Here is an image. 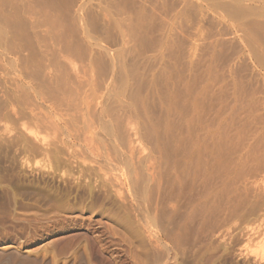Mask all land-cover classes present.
I'll use <instances>...</instances> for the list:
<instances>
[{
    "label": "rangeland",
    "instance_id": "obj_1",
    "mask_svg": "<svg viewBox=\"0 0 264 264\" xmlns=\"http://www.w3.org/2000/svg\"><path fill=\"white\" fill-rule=\"evenodd\" d=\"M2 1L6 2L7 0H1L0 6L2 5V3L5 4V2ZM16 1L19 2V0ZM229 1L230 0H215V2L214 0H210V1L209 0H128L127 2L125 1V3L120 1L123 5V7L122 5L119 6L120 11H123L125 13V16L129 14L128 17H130V15H133V17L131 16L130 18H128L126 16V18L128 19L133 18L134 20L132 19V21L139 19L138 21H135V23L138 22L137 24H140L142 18L144 19L146 18L145 21L143 19V22H145L144 24H146L145 34L139 32L136 33V35L134 34L136 37L139 35L138 37L140 38L136 39V37L134 36L135 37L134 39H136L137 42H133L127 48L125 47V50L126 49L127 51L130 50L131 52L130 54L128 53L129 51L127 52L123 49L122 45L120 44L121 42H119V39L121 38L120 37L121 35L117 33L119 31L116 30V28L114 27H113L114 29L111 30V27L109 28L108 24H106V21L103 22L105 19H103V15L99 13L97 9H95L94 4L96 3L93 2L92 3L93 5L89 10L90 13L88 16L89 18L87 19L88 22L92 24L89 25L88 23L89 26V27L87 26L89 28L88 32L89 35H91L92 32L91 36H94V38L96 37L97 39H99L100 37L101 38L105 37L104 40L106 42L105 41L102 42V40L99 39L101 42L100 44L101 48L99 47L98 49L97 48L94 49L96 52V56H94L95 53L94 51H92L94 55L92 54L91 56L93 58L94 57L96 58V62L95 64L93 62L94 67L88 66L89 68L91 67L94 69L92 71L91 69H88L90 72L86 69L88 68L86 67V63L84 64L82 62L83 61L82 59L85 60L88 59L87 56H84V53L85 55L89 56L88 53L89 51L85 50L88 53L87 54L85 51L80 50V49H85L87 46L83 47V45H81L80 43L81 41H79V39L81 38L80 37L81 33L79 34L80 21L78 20V17H75L76 14L72 13V11L67 12L69 14H66V16L68 15L70 18H68V22H65V24L67 23H70L71 25L75 24L73 26L69 24L72 30L69 29L68 27L69 25L67 26L65 24H61V25L63 27L65 26L64 28L67 27V29L70 30L71 36L69 35L70 38L67 37L68 38L67 40L69 44L71 43L70 44L71 46L73 45L72 48L74 49L79 46L77 50L75 49V54L80 50L79 55L78 53L77 55L80 56L82 54L83 57L80 56V58L78 57L79 60L76 58L75 61L73 57L70 58L71 55L75 56V54L73 53L74 50L71 51L72 54L69 52L71 54L70 56L69 53H66L68 55L64 53L63 54L64 57L61 55L62 53L61 54L58 53L60 55L58 56V54L55 52L56 54L55 56L53 55V57H56L57 55L59 58L57 57L56 59L53 58L54 61L51 60V62H53L51 63V65L57 62L56 64L57 65L59 64L61 68H59L57 65L55 66L52 65V67H50L51 68L50 71H47L45 69H42L43 71H41L39 67L35 66L36 65L35 63H37L35 61L39 56L36 57L34 56L33 59L36 58L34 61L31 55L33 56V54L37 52L38 47L36 46V43H32L33 40L35 41V38L34 35H32L31 33L36 32V30H34L33 32L32 30L33 28L30 26L28 19L23 17L22 19L28 21L29 24L28 23L27 24L29 26L26 24V22L21 20V22L25 23V24L23 23L24 25L22 26L20 23V19H21L20 15H18L19 22L17 21L16 24L18 23L17 24L18 28L20 27L19 25H21V27H23V30H21L20 28L16 30L17 26L15 25L16 26L15 27L14 26L15 22L13 23L14 19H10L11 14L14 15L17 14L16 12H13L15 10L14 7H16L15 4L13 5L14 0L13 2L12 0L10 2L7 1L9 4L11 3L13 5L12 6L10 4V7L11 6L13 7L11 9H14L13 11L10 10L11 14L8 12L10 8L8 7L9 4L7 3H6L7 7L4 5L5 8H2L3 7L2 5L1 8L3 9V11L1 8L0 9H1V14L3 12H5L6 15H8L7 13L10 14V16L8 15L9 18L8 16L5 15V17L7 18L6 20L2 18V21L4 20L5 22L10 19L15 29L12 27V25L10 27L9 25L10 20H9L6 22L8 23L7 25L9 26H7L6 24H5L6 26H4L3 23L2 26L4 27L0 28V30L2 31L3 28L5 27L6 28L3 30L4 32L3 31L0 32L2 34L3 33L6 34V32H8L7 28L9 27L10 29L13 28V30L10 31L12 32V34H15L17 32L19 34L18 36L19 40H20V36L21 38L23 37L24 41L20 40V43L24 42L27 44L28 42H31L33 47L36 46L33 49V54H32V52L29 53L27 51V50L32 51L33 47L32 48H30L31 46L29 47L30 43L27 44L28 46L22 43L23 46L26 48V53H24L23 55L27 54V52L30 54L29 56L27 54V57L28 58L31 57V59L29 58L28 61L30 62L32 60L31 65H33L32 68L34 67V70L32 69L33 72L34 71L36 72V68H38V70L40 69L41 72L45 73L44 72L45 70L50 74L53 71L52 68L54 69V67L56 66L58 67V70L56 69L57 67L55 68L57 72H53L52 76H54L57 73L56 75L58 76L61 75V77L55 75L54 76V78L56 77L55 80L52 76H51L52 78L51 77L48 78L47 77L48 73H46V75L41 73L43 76L39 74L40 79L38 77L37 79L35 76L38 75L37 73L38 70L36 72L37 74L32 72L33 77L36 78L34 80L37 81L35 82L37 83V85L41 83L40 85L44 84L43 87L45 86L47 88L49 87L48 89L44 88V91L50 90L51 92L50 88L52 87V85L55 84L57 78L60 80V81L58 80L59 82H63V80H66V78L69 77V75H67L66 73L72 71L73 70L72 67H74L75 71H77L76 69H78L77 71L78 73L80 72L79 70H82L84 67H86L84 70L87 71V74L89 73V75L86 76L88 77L87 79H89L91 76L92 79L98 78L97 80L99 82L98 86L103 83L104 77H105V82L107 81L106 79L109 78L108 81L112 83H113L112 80L118 79L122 81L124 77L123 79L124 81H122L121 83L119 82L120 84L118 83V80L115 82L117 85L116 87L117 89L114 88L115 84L114 86L112 84L109 87L110 92L113 91L111 90L112 88H114L116 91L120 89L121 93H118L119 90L116 92L117 94L114 92L115 90L113 91L114 95L116 94L115 97H118V99L112 97L113 101L116 99L115 100L116 102L117 101L123 102L121 104L120 103L118 104V102L115 103V105L118 104L117 106H115V108L116 107H118L119 109L121 108L120 110L118 108H116V110L115 109L112 110V108H114L113 104L115 101L113 102L111 100L112 99L111 96L114 95L112 94L113 92L112 93L109 92V88L108 90L105 88V86H107L106 84L104 85L103 83L104 87H100V88L97 86L99 88L98 89L99 91L104 90L102 91L103 93L100 92L99 94L97 93L98 90L96 92L97 88L93 85V87L95 88L94 89L90 83H89L90 85L87 83L88 86L90 87H87L86 86L87 84L84 85L85 87L81 85L82 87L89 89L83 90L84 88H82L81 90V86L78 87L79 85H77V82H75V84L74 83L71 84L73 80L72 76L74 74L75 75L78 74V73L76 74L74 70H73L74 72L73 71L72 73L70 72L71 74L69 73L71 77V78L69 77L70 78L69 80L71 82H69L68 80H66V82L68 83L67 87L70 84L68 90L70 89L72 93L74 92L73 94H76L75 91L77 92H79V90H81L80 92L84 91L82 94L79 92L80 93L79 95L86 96L87 100L88 97H90L88 95H90L92 92H89L90 94L85 95L84 93L86 92V90H91V91L93 90L94 92H96L97 95L95 94V96H93L94 93H92L91 96H93L92 97L93 99L91 100L90 98L88 100V103L90 101L93 102L92 103L93 106L91 104L90 107L91 106L93 108L96 107L94 112L98 108L102 110L103 106H105L104 110L108 112L106 108H108L107 104L110 103L109 106L112 107L111 108L112 111L110 110L109 111L112 112V114H115L116 112L121 113L120 112L121 110L123 114H127L128 110L126 111L125 108L126 105L128 104L130 105V108L131 106L133 108V109L131 108V110L129 108L130 114H148V115L150 114V116L154 115V117H159L160 114H166V113L168 114L169 108H170L169 114L174 113V114L183 115L185 113L192 114L193 112V114H201L202 116L203 114L204 115L207 114L208 116L207 115L206 117L203 116L206 119L214 118V117L211 118L212 114L213 116L216 115L215 118L219 117L218 115L221 114L220 115L221 118L220 117L219 118L227 120L226 123H228V125L230 126V128H228L229 131H227V133L229 132L230 135L229 134L228 135L232 136L231 137L232 139L230 140V142L232 141V144L229 141H228L229 145L226 144V146L228 145L227 146L228 148L231 145L229 151H227L228 148L225 147L226 151L229 152L228 154H230L228 155L226 151H225L226 153H224V155L226 154L224 157H227V161L228 160L230 161V159H232L233 161L235 156H238L241 153H245L247 150L248 151L250 150L251 152H254L253 154H256V156L259 159V162H264V6H263L264 2L261 3L263 0L261 1L258 0L259 2H255V3L250 0H238L240 1L239 5L241 6L239 7L242 9V11L240 10V13L238 15L234 13L235 16H233V13H230L231 17L233 18L235 17L233 19L229 17L228 13L227 15L224 12L226 10L225 8H227L224 6L228 5ZM16 4L17 6H19L18 5L19 3ZM16 10H18V8ZM127 11H129L130 13L129 12L127 13ZM131 12H133L135 15L133 13L131 14ZM142 12L143 14H140ZM243 13L245 14L244 17H243L244 15ZM1 14H0V20L1 17H4L3 16L4 13L2 14V16ZM144 14L146 15L143 17L142 15ZM14 15H12L11 18L17 17V15L16 16ZM96 15L97 16L101 15L100 17L98 16L101 20ZM135 17L137 18L135 19ZM76 18L78 21L75 20ZM91 18L92 19L95 18V19L91 20ZM57 19L59 20L58 17ZM16 20L17 19H15V21ZM72 20L74 21L72 22ZM1 23L2 22L0 21V25ZM92 27H96L95 28L96 30ZM26 28H28L29 31H27ZM106 28H109V31H107L108 29ZM74 29H76L75 31L77 32L75 31L73 32ZM114 30H116V32ZM10 32L7 33L8 36L12 35ZM74 33L76 35L79 34L77 35L78 37H75ZM97 33L99 34L100 37L98 36ZM95 34H97V36ZM140 34L142 35L140 36ZM72 36L74 37L72 38ZM30 39L33 40L30 41ZM70 39H72V42H74V40L76 39L75 43L72 44ZM82 39L83 38H81V40ZM134 39H132V41H134ZM83 41L85 46L86 45L85 40H82V42ZM75 44H77L78 46ZM133 44L135 45L131 46ZM35 49L36 51L34 52ZM122 50H124V53H122L123 52ZM82 51L84 53L80 54V52ZM99 52L101 53L100 55ZM119 52L121 54L117 55V53ZM36 54L39 55V53ZM65 55L67 56L68 59L65 58ZM120 56L121 58H119ZM65 60H67L68 63L71 60L70 61L71 63L68 64ZM77 60L80 61L81 63L77 62ZM32 62L33 63L35 62L34 63L35 65L32 64ZM75 62L77 63L75 64ZM31 65L29 63V66ZM81 65L84 67L81 68ZM118 65L119 66L121 65L120 66L121 69H119L120 71L118 70L119 68ZM3 67L2 66L0 67V105H1L0 113L2 111V114H0L1 115L0 116L1 117L0 118V264H54L52 262L53 259L57 262L56 264L62 263L61 261L62 259L64 260L63 261L64 264L65 263L71 264L70 261L71 262L74 261L75 263L73 264H81V262L88 263L85 257L82 256L85 253L82 251V247L85 246V242L83 239H80L83 241L77 239L76 241L72 242V245H70L71 244L70 243L68 245L70 246V248L67 246L68 251L66 252L67 256L65 255L67 257L66 259H64L65 257L64 255L62 256L60 255V253L58 252L60 248L56 247L55 242H53L55 231L52 228L51 222L53 221V218L55 219V217L57 216L59 217L60 215H64L65 211L66 213H69L71 211L79 212L82 210L89 212L91 210L90 212L100 215L114 214L113 213L114 210H112L114 208H112V204L110 203L112 202V200L108 198V200L106 201L105 199H103L104 198L103 196H97L90 193L89 191L87 192L83 187L81 189L78 186L79 188L78 190L77 185H75V183L72 184L71 182L69 184L67 180L66 181L68 183L65 180L64 182L56 177L54 178L51 177V161H53V158L51 159V157L53 156H51L50 150H51V142L53 138H51L52 132L50 126L51 117H52L51 102H50L51 97L50 98L48 97L49 95L51 96V93L49 92L46 93V96L49 93V95L47 96L48 98H45L46 96L44 95L45 96L44 98L41 97V99H36V101L34 102V105L36 104L34 107L35 108L38 107L36 108L37 110L34 109V113L36 111V113L40 112V114L14 115L10 110V105L12 104L11 106H14L13 109L16 111L17 107L15 108V105L18 106L17 104L19 105L21 104L20 101L19 103H16L17 99L13 100L14 102L12 101V99H15L14 98L15 94H17L15 96L16 98L18 97V95L20 96L21 91H18L21 90L19 89L21 88V86H18L20 85L19 83L20 78L18 77V73L14 69L10 68L14 70V72L12 71L13 72L12 74L8 65H4ZM70 67L72 69H70ZM127 69L129 70L127 71ZM103 70L106 71L104 72ZM65 71L67 72L65 73ZM90 73H92L91 76ZM63 74L64 75L66 74L68 77L65 75L66 76L65 78ZM62 75L65 79L62 77ZM99 76H102L103 78ZM114 77H116L117 79ZM50 78L51 81L54 80V82H51ZM61 78L63 79L62 81ZM125 78H127L128 80H126ZM11 79L13 81L15 79L16 83L14 81L15 84L11 85V83H13ZM74 80L76 81L75 76H74ZM162 80L166 83H164ZM17 81L19 84L17 83ZM132 81L134 82V84ZM48 82L54 84H49ZM46 83L51 86H48ZM122 83H124L125 87L128 84L127 87L126 88L122 87L123 86ZM164 84L166 86H163ZM13 85H16L15 88L16 90L14 89L15 86L13 87ZM75 85H77L79 89ZM120 85L122 89L119 88ZM11 87H13V90ZM8 90L9 92L11 91L10 94L8 93ZM14 90L16 93L14 92ZM105 90L107 91V93ZM124 91H126V93ZM161 91L163 92V94L161 93ZM6 92L9 95H7ZM12 92H14L15 94ZM189 93H192V96H190L191 94L189 95ZM137 94L139 95V97H135L137 96ZM131 95L134 96V98H136L135 99L137 101V102L135 101L136 104L141 101L139 105L141 104L140 106L142 108L138 106V104L135 105L134 98ZM164 95H166L167 97ZM8 96L9 98H12L10 101L12 103L10 102L8 103L9 101L7 100ZM73 96L75 98L78 97L75 95ZM81 96H79L78 99ZM84 96H82L81 99L79 100H82L83 98L85 99ZM98 96H100L101 98H99ZM188 96L192 100L193 98L196 99L197 101L196 103L198 105L197 107L196 104L193 107L190 106L191 108L188 106L189 104L191 105V103L193 102L190 98H188ZM125 97L126 98L132 97L133 100L132 99L127 100ZM140 97L141 100L139 99ZM20 98L21 97H19V99ZM94 98L96 100L95 102L99 104L98 106L100 107L94 106L95 105ZM2 99L4 100L3 101L4 104L1 101ZM84 99L83 101L86 100ZM129 100H131L134 104H131L132 102L129 103ZM189 100L191 101L188 102ZM172 102L174 103L173 106H172ZM124 103L127 104L124 105ZM8 105L9 108L5 109L6 107H8ZM120 105H122L123 107H121ZM135 106H137L138 108L136 107L135 109ZM170 106H172L173 109ZM92 107L90 108L91 110ZM188 107L190 108L191 112L188 110ZM122 108L125 109L126 113ZM192 108H194V110ZM99 109L96 111V114H98L97 112L100 111ZM137 109L141 110L142 112L139 110H138L139 113L136 112ZM171 109L173 111H171ZM6 110L7 111L9 110L8 112L11 111V114L9 115V113ZM3 111L7 112L8 114L4 113ZM41 111L43 112L41 113ZM131 111H133V113H131ZM31 115H33V117L36 115L34 118L39 119V122L37 123V120L35 119L36 121L35 123ZM42 115L44 116V118ZM15 117H17V119L18 117L20 118L19 120L17 119L15 120ZM39 117L42 118V120ZM22 118H24L25 120H21ZM45 119L47 120L48 123L47 122L45 123L46 121ZM40 120L43 121L44 123L41 122ZM21 123H23L24 125ZM49 126H50V130L48 129ZM19 127L22 130H20ZM41 127L44 128L42 130H39ZM23 133H25L27 136ZM22 136H26L27 138ZM34 137L36 139H34ZM32 138L37 143H33L34 141H32ZM46 142H48L47 144L48 147L46 145ZM32 145L33 146L36 145V146H34L33 148ZM41 145L42 147H40ZM143 145L146 147V144ZM30 146L33 149H31ZM243 147L245 149H243ZM240 148H242L243 150H241ZM41 149H43V151ZM238 151H240L241 153ZM59 152L60 153L58 154V156H61V158L59 157L58 160L60 159V161H64L65 157L64 155L63 156L61 155L62 151L60 150ZM258 159L254 160V164H256V161ZM258 184L259 187L255 189L254 187L253 188L251 187V189L247 190V193H245V195L243 194L244 191L240 192L238 190L236 191L232 189H227L228 190L227 192H222L218 194V196L220 197V198L218 197L219 199L218 198L213 199L214 205H212L211 203L212 200H211L210 202L211 207L209 206L207 208L209 210L206 211L202 210L203 212L202 213L200 212L198 215V217L201 215L203 218H200L201 217L200 216L199 217L200 220L199 221L197 220V222L199 223H196V226L197 225L198 226L197 228L195 227V232H194L195 235L193 234L194 237L192 236L193 238H195L196 236L195 242L194 241L186 242L188 245L184 243L183 247L184 246L185 247L184 248L182 247L183 251L181 250L182 253H180L178 264H264V253H263L264 251L261 252L263 249L262 247L264 246V177L260 179ZM73 185L75 187H72ZM95 200L98 202H96ZM215 201L217 202L214 203ZM60 202L62 205L60 204ZM90 203L91 204L95 203V204L91 205ZM100 203L102 205H100ZM110 210H112V212ZM208 211L210 212L207 214ZM245 225L247 226L250 225V226L246 228ZM244 227L246 228V230L243 229ZM195 246L196 249H194ZM259 248L261 249V251ZM53 249L58 253L55 252ZM72 251H74L75 253ZM84 251H86V247ZM52 254H54L53 255L54 257L51 256ZM57 255L58 257H56ZM71 255L73 257H76V260L75 258L73 259V257L69 259V256L71 257ZM59 257L61 258V260ZM82 257L84 258V260ZM77 258H82V259H77ZM67 259L69 260V262ZM59 260L61 262L58 263Z\"/></svg>",
    "mask_w": 264,
    "mask_h": 264
},
{
    "label": "bare ground",
    "instance_id": "obj_2",
    "mask_svg": "<svg viewBox=\"0 0 264 264\" xmlns=\"http://www.w3.org/2000/svg\"><path fill=\"white\" fill-rule=\"evenodd\" d=\"M7 1L10 2L11 0H7ZM7 1L6 2L2 1V2H5V4L2 3L3 7L1 5L0 8L1 7L5 8L4 5L7 7V4H9ZM15 1L16 0H14V3H13V5L15 4V6H16V7H14L15 10L11 9V8H13L12 7L13 5L10 3L12 6L10 7V4H9L8 7L10 9L8 12L10 13V10L11 11L14 10L13 12L17 13L16 14L17 17L11 18V16L14 14L10 13L11 16L9 13H7V14L10 16V19H14L13 20V23L15 22L14 26L15 25L17 26L18 23L16 24V22L17 21L19 22V20H18L19 16L18 15H20L21 16L20 23L22 26L25 24L24 22H26V24H27L29 21L30 26L33 29L31 27L30 28L33 30V32H34V30H36V32L31 33L32 35H34L36 42L33 39H30V41L33 40L32 43H36V46L38 47L36 53H39V55H37L36 53H34L36 55L33 54V49L36 46L33 47L31 42H28V41L27 42L30 43L29 47L31 46L30 48H32V47L33 48H32V51L31 50H27V51L29 53L32 52V54H33V56L31 55L32 59L34 56L35 57L39 56V57H37V59L35 58L36 61H35V59H33L35 62H37V63L34 62L36 65L33 62H32V64L39 67L41 69V71H43L42 69L50 71V69H51L50 67H52V65H54V66L57 65L56 64L57 62H55V64L51 65V63H53V62H51V60L54 61V59H56V57L59 58L58 56H60L59 54H61V53H62L61 54L62 56L64 53L65 54L69 53V52L71 53L72 50H74L73 53L75 54V49L77 50V48L79 47L77 44H75L78 47L76 46L77 48H74V49L72 48L73 45L71 46L70 45L71 43L69 44V42L67 40L68 38H70L69 37L70 30H68L67 27L64 28L65 26L63 27L61 25V24H65V22H68V18H70V17L68 15L66 16V14H69L67 12H71V11H72V13L76 14L75 17H78V20L80 21L79 34L81 33L80 37L83 38L82 40H85L86 45L84 46V41L82 42L81 38L79 39V41H81L80 43H81V45H83V47L87 46L85 49H80V50H83V51L88 50L89 51L88 52L89 56L85 55V53L83 51L80 52V54L84 53V56L88 57L87 60L82 59L83 60L82 62L84 64L86 63V67H88V66L94 67V64L96 62V58L94 57L95 58L94 59L91 56L93 54L92 51H94V53H95V55L94 54L93 55L96 56V52L94 49L95 48L98 49L99 47L101 48L100 40H102V42L105 41L104 40L105 37L101 38L99 36V34L97 33L98 36L100 37V38L98 37L100 39L99 40L96 37L94 38V36H91L92 32H91V35H89L88 23H89V25H92V24H90V22H88L87 19L89 18L88 17L90 14L89 10L91 9L93 2L96 3V4H94L95 9H97L99 11V13H101L103 15V19H105L103 22L106 21V24H108L109 28L111 27V30L116 28V30L119 31V32H117L121 35L119 42H121L120 44L122 45L124 50H125V47L126 48L129 47V45L132 44L133 42H137L136 39L140 38V37H138L139 35L137 37L135 36L136 33L139 32V33L145 34V32H146V24H144L145 22H143L144 18L141 19L140 24H137L138 22L135 23V21H138L139 19L132 21L133 18L132 19H128V18H130L131 16L133 17V15H130V17H128L129 16V14H128V15H126L128 18H126L125 13L123 11H120L119 6L122 5V3L120 1L125 3V1L127 2L128 0H125V1H123V0H56V1L55 0H19V2L16 1V3H19L18 4L19 6H17ZM118 1L121 4H119ZM250 1H253L254 3L259 2L258 0H250ZM0 2H1V0H0ZM12 2H13V0H12ZM214 2H215V0H214ZM263 2H264V0L261 3H263ZM239 3H240V1H238V0H230L228 5L224 6V7L228 8V11H227V8H225L226 9L224 11L225 14L228 13L229 17H231L230 13H233V16H235L234 13H236V15H238L240 13V10L242 11V9L239 7V6H241V5H239ZM219 6H221V5H219ZM263 6H264V4H263ZM122 7H123V5H122ZM145 7H146V5H145ZM17 8H18V10H16ZM125 8H126V6H125ZM1 9H0V14H1ZM250 9H252V8H250ZM6 10H7V8H6ZM2 11H3V9H2ZM221 11H223V10H221ZM18 12H19V14H18ZM128 12L129 11H127V13ZM3 13L2 14L5 17L6 13L5 12H3ZM132 13L133 12H131V14ZM2 14H1V16H2ZM140 14H143V12ZM146 14H144L142 16L144 17ZM222 14H224V13H222ZM8 15H6V16H8ZM16 15H14V16H16ZM9 16H8V18H9ZM70 16H71V14H70ZM142 16H140V17H142ZM241 16H242V14H241ZM244 16H245V14L243 15V17ZM4 17H1L0 21L2 23L0 25L1 26L0 28L6 26L8 24L6 22L10 20L9 19V20L4 22V20H6V18H7V17H5V18ZM22 17L28 19V21H25V19H22ZM57 17L59 18V20L57 19ZM2 18L4 19L3 21H2ZM92 18H91V20L95 19V18L94 19H92ZM136 18L137 17H135V19ZM231 18H233V17H231ZM236 18H239V17H236ZM15 19H17V20L15 21ZM71 19H73V18H71ZM21 20H23L24 22H21ZM75 20H77V18ZM86 20H87V22H86ZM145 20H146V18L144 19V21ZM147 20H148V18H147ZM73 21L74 20H72V22ZM10 23H11V20H10ZM10 23H9V25L11 27L12 23L11 24ZM2 24L4 26H2ZM69 24L70 23H67L65 25L67 26ZM9 25H7V26H9ZM21 25H19L20 26L19 28L21 30H23V27H21ZM70 25L68 26L69 29H71ZM73 25H75V24H73ZM73 25H71V26H73ZM10 27L7 28L8 32L13 30V28L15 29V27H13V25H12V27H13L12 29H10ZM75 27H73V28H75ZM5 28H3L2 31ZM19 28L17 26L16 30ZM92 28L95 29L96 27H92ZM109 28H106V29H108L107 31H109ZM26 29H27V31H29L28 28H26ZM24 30H25V27H24ZM75 30L76 29H74L73 32ZM116 30H114V31L116 32ZM91 31H93V30H91ZM1 32H0V67L1 66L3 67L4 65H8L9 69L10 68L14 69L18 73V77L20 78L19 79L20 85H18V86H21V88H19L21 90H18V91H21L20 96L18 95L17 98L15 97L17 95V94H15L16 93L15 88L17 85L16 84V85H13V87L15 86L14 87L15 93L12 92L15 94L14 95L15 99L9 98V96L7 99V100H9L8 101V103H9L11 101V99L13 101L16 99L18 100L19 97H21L18 101L16 100V103H19V101L21 103L20 105L17 104L20 107L15 105V108L17 107L16 111L13 109L14 106H11L12 104L10 105V110L12 111V113L14 115H16V114L17 115L18 114H20V115L40 114V112L36 113V111L34 113V109L38 108V107H36V108L34 107L36 105V104L34 105V102L36 101V99H41V97L44 98L46 96L47 92L51 93V96L49 95V93H48L49 96L47 95L49 98L51 97L50 102H51V114H52L50 126H51V132H52L51 138H53V140H52V142L49 141V142H51V150L50 149L49 150L51 151V156H53V157H51V159L53 158V161H51V177H53V178L56 177L58 179H61L62 181L67 180L69 182V184L71 182H72V184L75 183V185H77V188H78V186L81 189L83 187L87 192L89 191L90 193H92L94 195L103 196L104 198L103 197L102 198L105 199L106 201L108 200V198L112 200V202H110V203L112 204V208H114V209L111 208L112 210H114V212H113L114 214H111V215L110 214L109 215H107V214L106 215L96 214V213L90 212L91 210L89 211L88 209L87 210L89 212L81 210L79 212L75 211V212H77V213H75L74 211H71L69 209L71 211L69 213H66V211H65L64 215H60V213H59L60 216L55 217V219L53 217H51V218H53V221L51 222L52 228L55 231L53 242H55L56 247L60 248L58 250V252L60 253L61 256L66 255V252L68 251L67 246L70 243H71L70 245H72V242L76 241L77 239H79V240L83 239L85 242V246L82 247V251L85 252L87 255L84 253V255H82V256L85 257V259L87 260L88 263H86V262L82 263L81 262V264H178L180 253H182L181 250L185 247V246L183 247L184 243L189 242V241L195 242L196 236H195V238H193L194 237L193 234L195 232V227L197 228V226H198V225L196 226V223H199V222H197V220L199 221L200 218H203L201 215H200L201 217L199 216L200 217L199 218L198 215L200 212L202 213L203 211L209 210L207 208L209 206L211 207V205H210L211 200H212V202H211L212 205H214L213 199L218 198L219 197L218 194H220L222 192H227L228 191L227 189H232V190H236V191L238 190L240 192L244 191L243 194L245 195V193H247V190L251 189V187L252 188L254 187V189L259 187L258 182L260 181L261 178L264 177V162H259V159L256 156V154H253L254 152L247 150L245 153H241L242 152L241 150L245 149L243 147V149L240 148L241 152L238 151L241 154L239 153L240 155L235 156L236 158L234 157L233 161L230 158H228V159H230V161L229 160L227 161V157H224L226 155V154L224 155V153L229 151V148L231 147V145L229 148L227 146L229 145L228 141L230 142V140L232 139L231 138L232 136H229L230 135L229 132L227 133V131H229L228 128H230V126L228 125V123H226L227 120L220 119L221 114L218 115L220 118L219 117L215 118L216 115L213 116V114H212L211 118L212 117H214V118H212V119L207 118L206 119L205 117L207 114L206 115L203 114V116H205V117H203L201 114H193V112H192V114H189V113L186 114L185 113L183 115L174 114V113L169 114L170 108L168 109L166 107L168 109V114L167 113L166 114H160V116L157 114L159 117H154V115H152L153 116L152 117V116H150V114L149 115L148 114H130L129 111L131 110L132 106L130 108L129 104H128L129 107H128V105H126V108L124 106L126 111L128 110L127 114H123L122 110L120 111L122 114L119 112L118 113L116 112L117 113L116 114L115 111H114L115 114H112V112H110V111H112L114 109L116 110V108H118V107L115 108V106H117L119 103L120 104L123 103L122 101L121 102L117 101L118 104L115 105V103H117L115 100L118 99V97H115L117 94L116 92L119 90L118 93H121L120 89H118L117 91L114 89L117 87V85L115 83L118 80L116 78L117 76L114 77L117 80H112V78H111L113 83L108 81L109 76L106 77V78H108V79H106L108 81V82L106 81L107 83L105 82V77L103 78L102 76H99V77L103 78V83H104V85L105 84L107 85V86H105V88L107 90L112 84H113V86L115 84V87L112 88L111 90H113V91L115 90L114 92L116 94L114 95L113 91L110 92V88H109V92L110 93L113 92L112 94L114 96H111V98L113 97L116 99L114 100L115 101L114 102L113 98L112 99L110 98L114 102V104L112 102V104L114 105V108L109 106L110 103L107 104L108 108L110 107L109 109L106 108V110H108V112H107L104 110L105 106H103L102 110H100L98 108L100 106H98L99 104H97L95 102L96 100L94 98V104H95L94 106H98L97 108L100 110L97 112L98 114H96V111L98 109L94 112L96 107L93 108L92 107L93 102L90 101L88 103V100L90 98L92 100L93 99L92 97L95 96L97 90L100 87H104V85L102 83L98 86V84H99V82L97 81L98 78L97 79L91 78L92 77L91 75L93 72L90 73L91 77L89 76L90 78L87 79L88 77H86V76L89 75V73L87 74V71L84 70L86 68V67L82 66L84 64L81 65V68L84 67L82 69L83 72H82V70H79L80 72L78 73L77 72L78 69H76L77 71H75L74 67H72L73 70L76 72V74L77 73L79 74V76H78V74L77 75H75L74 73H73L74 75L72 74L73 80H74V76H75L76 81L74 80V82H73V80H72V82H71L69 80L71 78L70 74L72 73L73 70L70 71L71 72L70 73L69 69H68V72L70 74L66 73L67 71H65V73L67 75H69L70 78L66 74L65 75L68 78H66V76L64 74L63 75L66 78V80L71 82V84L72 83L75 84V82H77V85H79L78 87H80L81 85L84 86L85 84L90 83L92 85V87L94 85L97 88L96 92H94L93 90L92 91L86 90V92L87 91L88 92L87 93L85 92L84 93L85 95L90 94L89 92L94 93L93 96H91L92 93L90 95H88V96H90V97H88V100L86 99V96L82 95L85 97L86 100L84 98L83 99L86 101V103H85V101H83V99L79 100L82 97L79 94L80 93L82 94L84 92V91H82V92H80V91L85 86L84 87L81 86V90H79L80 93L75 91L76 94H73L74 92L72 93V91L70 89L68 90V88L70 87V84L67 87L68 83L66 82V80H63L62 78H61V81L63 80V82H59L60 80L58 78H57L55 84L48 82L49 84H54V85H52V87L50 88L51 92H50V90L49 91L45 90L46 91L45 92L44 88L48 89L49 87L48 88L46 86L43 87L44 86L43 83H42L43 85H40L41 84L40 83L39 84L40 86H39V85H37V83H35L37 81L34 80L37 77L39 78L40 77L39 74H41L43 72H41L40 69L38 70V68H36V72L38 70V72H37L38 75L35 76L36 78H34L33 73H35V74H37V73L35 71L34 72L32 71V69L34 70V67L32 68L33 65H31L32 60L30 62L28 61V59L29 58L31 59V57L28 58L27 54H28V56L30 54L27 52V54L23 55L24 53H26V48L22 44L24 42L20 43V40L22 41L23 37L21 38V36H20V40H19V38H18L19 34L17 32L15 34H12V32H10L12 34L10 36L7 35L8 32H6V31H5L6 34L3 33L4 35ZM73 32H72V34H73ZM75 32H77V31H75ZM21 33H20V35H21ZM107 33H109V32H107ZM79 34H77V35H79ZM97 34H95V35L97 36ZM142 34H140V36ZM77 35L75 34L74 36L78 37ZM74 36H72V38ZM134 36L136 37V39H134L135 38ZM32 38H33V36H32ZM117 39H118V37H117ZM132 39H134V41H132ZM70 40L72 42V39H70ZM75 40H74V42H72V44L75 43ZM109 43H110V41H109ZM109 43H108V45H109ZM24 44L26 46H28L26 43H24ZM139 44H140V41H139ZM121 45H119V46H121ZM134 45L135 44H133L131 46H134ZM122 47H121V49H122ZM102 50H104V49H102ZM124 50H122L123 51L122 53H124ZM35 51H36V49L34 50V52ZM79 51L78 52L76 51L78 53V55H79ZM125 51H127V49ZM128 51L127 52L130 54L131 53L130 50H128ZM55 52L57 54L58 53L59 54H58V56L56 55V57H53V55L55 56V54H56ZM100 52H99V55L101 54ZM70 53H69V56L72 54V53L71 54ZM77 53L75 54V56L71 55L70 58L73 57L76 61V58L78 59V57L80 58V56L83 57L82 54L80 56H78ZM118 54H121V53L119 52V53H117V55ZM66 55H68V54H66ZM66 55H65V58H67ZM121 56L119 58H121ZM138 57H139V55H138ZM78 60H77V62L81 63L80 62L81 59H80V61H78ZM93 60H95V61H93ZM55 61H57V60H55ZM65 61L68 63L67 60H65ZM70 61L68 64L71 63ZM77 62H75V64ZM93 62H94V64H93ZM29 63L31 66H29ZM57 66L59 68H61V66H59V64ZM78 66H80V65H78ZM120 66L118 65V67H119V68L117 67L118 70L121 69ZM30 67H31V69H30ZM56 67H54V69ZM58 67L56 68L57 70H58ZM91 67L90 68L88 67L86 69L87 70L91 69V71L94 70ZM72 68L70 67V69H72ZM81 68H79V69H81ZM12 69H10V71L14 72V70H12ZM54 69L52 68L53 71L51 70L52 71L51 72L52 74L50 73L51 75L45 70H44L45 73H43V74L46 75V73H48L47 77L49 78L53 75V72H57V70L55 69L56 70L55 71ZM4 70H6V69H4ZM64 70H65V68H64ZM128 70L129 69H127V71ZM61 71H59V72H61ZM103 71L105 72L106 70H103ZM103 71H101V72H103ZM13 72H12V74H13ZM61 73H63V72H61ZM48 75H50V76H48ZM63 75H62V77H63ZM81 75H82V77H81ZM41 76H43V75L41 74ZM54 76H52V77L54 78ZM56 76H58V75H56ZM59 76L61 77V75H59ZM51 78H50V81H51ZM55 78H54V80H55ZM123 79H124V77H123ZM123 79H122V81H124ZM125 79L128 80L127 78H125ZM46 80H47V78H46ZM54 80L51 82H54ZM14 81H15V79H14ZM14 81H13V83H11V85L16 83V81H15V83H14ZM122 81L118 80V83L119 82L121 83ZM162 81H161V83H162ZM125 82H127V81H125ZM195 82H196V80H195ZM17 83H18V81H17ZM124 83H122L123 84L122 87H125ZM150 83H152V82H150ZM164 83H166V82H164ZM88 84L86 86L90 87V86H88ZM133 84H134V82H133ZM77 85H75V86L77 87ZM101 85H103V86H101ZM121 85L119 88H121ZM127 85H126V87H127ZM48 86H51V85H48ZM163 86H166V85L164 84ZM13 87H11L12 90H13ZM74 88H73V91H74ZM71 89H72V87H71ZM85 89H89V88H84L83 90H85ZM123 90H124V88H123ZM102 91H104V90H102ZM102 91L98 90L97 93L99 94ZM126 91H124V92L126 93ZM132 92H135V91H132ZM8 93L10 94L11 91L9 92V90H8ZM8 93H7V95H9ZM77 93H78V95H77ZM106 93H107V91H106ZM161 93L163 94L162 91H161ZM122 94H124V93H122ZM73 95L78 96V97L81 96V97L78 99V97L75 98ZM189 95L192 96V93H189ZM3 96H5V95H3ZM47 96L45 98H48ZM127 96H129V95H127ZM164 96H166V95H164ZM98 97L101 98L100 96H98ZM132 97L134 98V96H132ZM132 97L131 98L125 97V98L128 100V99H132ZM135 97H139V95L137 94V96H135ZM188 98H190V97L188 96ZM135 99L136 98H134V102L136 101ZM139 99L141 100V97ZM139 99H137V100H139ZM142 99H144V98H142ZM171 100H170V102H171ZM191 100H189L188 102H190ZM1 101L3 103L4 100L2 99ZM192 101H193L192 102L193 104L191 103V105L189 104L188 106L193 107L196 104V107H197L198 105L196 103L197 102L196 99L193 98ZM45 102H46V100H45ZM47 102H49V101H47ZM124 102H125V100H124ZM130 102H132V101L129 100V103ZM136 102H135V105H137V104H138V106L141 105V104L139 105V103L141 101L140 102L138 101L139 103H137V104H136ZM146 102H143V103H146ZM165 102H167V101H165ZM10 103H12V102H10ZM91 104H92V106H91L92 110L90 109ZM125 104H127V103H124V105ZM131 104H134V103L132 102ZM173 104L174 103L172 102V106H173ZM122 105H120V106L123 107ZM172 106H170V107L172 108ZM136 107L137 106H135V109H136ZM189 107H188V110L190 111L191 107L190 108ZM7 108H9V105L5 109H7ZM111 108H112V110H111ZM124 108H122V109H124ZM129 108H130V110H129ZM125 109H124V111H125ZM172 109H171V111H173ZM192 109L194 110V108H192ZM138 110L139 109H137V111L136 110L135 111L138 112ZM11 111L8 112L9 115L11 114ZM126 111H125V113H126ZM139 111H141V110H139ZM7 112H4V113L8 114ZM42 112L43 111H41V113ZM131 113H133V111H131ZM0 114H2V111ZM33 115H31V117H33ZM155 116H156V114H155ZM6 117H9V116H6ZM21 117H23V116H21ZM34 117H33L34 121L36 119L37 123H38L39 119L34 118ZM37 117H38V115H37ZM19 118L20 117H18V119H17V117H15V120L16 119L19 120ZM43 118H44V116H43ZM25 119H26V117H25ZM25 119L22 118L21 120H25ZM40 119L42 120V118H40ZM214 119H216V120H214ZM16 122H15V124H16ZM41 122H43V121H41ZM46 122H47V120L45 121V123ZM23 123H21V124H23ZM35 123H36V121H35ZM28 124H29V122H28ZM23 125H22V127H23ZM26 125H27V123H26ZM48 125H45V126H48ZM33 126H32V128H33ZM50 126L48 128L49 130H50ZM43 128L44 127H41L39 130H42ZM19 129H20V127H19ZM20 130H22V129H20ZM38 133H40V132H38ZM23 134H25V133H23ZM20 135H22V134H20ZM26 136H22V137H26ZM35 137H34V139H36ZM229 137H230V139H229ZM34 139L32 138V141H34L33 143H37ZM230 143L232 144V141ZM47 144H48V142H46V145ZM143 144H146V147ZM226 144H228V145L226 146ZM34 146H36V145H34ZM34 146H33V148H34ZM40 147H42V145ZM47 147H48V145H47ZM225 147L228 148L227 151H226ZM30 148H31V146H30ZM33 148H31V149H33ZM35 149H36V147H35ZM41 150L43 151V149H41ZM60 150L62 151L61 155L62 156L64 155V157H65V158L62 157V158H64V161H60V159L58 160L59 157L61 158V156H58V154L60 153L59 152ZM46 152H47V150H46ZM228 153L229 152H227V154ZM228 155H230V154H228ZM255 159H258L256 161V164H254ZM72 187H75V186L73 185ZM79 188H78V190H79ZM257 190H259V189H257ZM62 196H60V197H62ZM97 196H95V197H97ZM96 202H98V201H96ZM216 202L217 201H215L214 203H216ZM95 203H93V204H95ZM60 204H61V202H60ZM93 204H91V205H93ZM91 205H89V206H91ZM100 205H102V204L100 203ZM112 210H110V211L112 212ZM57 211H59V210H57ZM93 211H95V210H93ZM209 212L210 211H208L207 214ZM61 214H62V212H61ZM222 224H224V223H222ZM245 226H246V228H248L250 225L249 226L245 225ZM221 227H223V226H221ZM246 228L244 227L243 229L246 230ZM220 230H221V228H220ZM83 240H80V241H83ZM55 245H54V247H55ZM68 247L70 248V246H68ZM85 247H86V251H84ZM188 247H186V248H188ZM262 248L264 249V246ZM194 249H196V246ZM263 249H262V251L260 249V251L263 252L264 251ZM193 250H192V252H193ZM55 252H57V251H55ZM72 252H74V251H72ZM53 255L54 254H52L51 256H53ZM66 256L64 257V259L67 258ZM56 257H58V255ZM72 257H73L72 255H71V257L69 256V259ZM77 257H78V255H77ZM74 258L76 260V257H73V259ZM82 258H77V259H82ZM73 259H72V261H73ZM60 260H61V258H60ZM60 260L58 261V263L61 261L63 263L64 260L63 259L61 261ZM83 260H84V258H83ZM51 261H52V259H51ZM52 262L54 264L57 263L54 259ZM68 262H69V260H68ZM62 263H60V264H62ZM70 263L73 264L75 262L70 261Z\"/></svg>",
    "mask_w": 264,
    "mask_h": 264
}]
</instances>
